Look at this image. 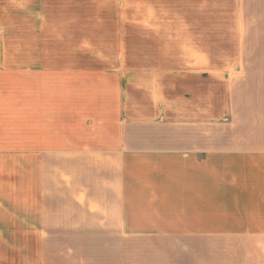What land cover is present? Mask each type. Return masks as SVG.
I'll return each instance as SVG.
<instances>
[{"label": "crops", "instance_id": "obj_1", "mask_svg": "<svg viewBox=\"0 0 264 264\" xmlns=\"http://www.w3.org/2000/svg\"><path fill=\"white\" fill-rule=\"evenodd\" d=\"M139 2L142 22L165 21L168 4ZM171 9L174 39L205 41L171 84L140 75L118 91L100 69H67L54 96L50 71L18 70L16 118L0 123L14 153L0 264H264V0Z\"/></svg>", "mask_w": 264, "mask_h": 264}, {"label": "rangeland", "instance_id": "obj_2", "mask_svg": "<svg viewBox=\"0 0 264 264\" xmlns=\"http://www.w3.org/2000/svg\"><path fill=\"white\" fill-rule=\"evenodd\" d=\"M139 1L132 0L125 10L118 0H0V30L5 36V66L0 71V83L4 82L0 86V95L4 96L0 103V123L11 130L16 118L14 109L20 106L13 100L18 92L13 83L20 78L18 70L28 66L50 71L47 78L52 81V95L56 96L65 95L64 87H60L62 83L75 79L64 75L67 69H100L102 78L120 91L128 80L135 81L140 75L150 78L165 73L171 84L173 67L179 62L188 63V57L194 58L198 65L203 62L196 50L202 51L204 40L193 41L191 49L192 41L174 39L173 24L167 21L172 19L167 16L172 11V0H160L168 4L164 17L160 18L165 20L162 23L151 22L156 18L147 15L146 9L145 20L150 22H142ZM126 15L132 21L122 24L120 16ZM123 36L125 39H121ZM214 47L216 52L220 51L219 45ZM179 48L182 56L176 55ZM42 77V73L37 74L38 84ZM106 93L102 85L98 92L100 99ZM2 130L0 134H5ZM13 154L0 152L1 196L4 189L12 188Z\"/></svg>", "mask_w": 264, "mask_h": 264}]
</instances>
